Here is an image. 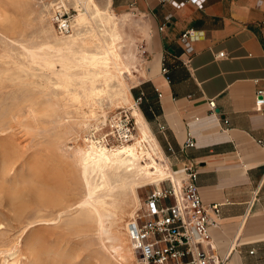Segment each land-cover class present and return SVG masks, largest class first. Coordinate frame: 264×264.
Instances as JSON below:
<instances>
[{"label": "rangeland", "instance_id": "374dc122", "mask_svg": "<svg viewBox=\"0 0 264 264\" xmlns=\"http://www.w3.org/2000/svg\"><path fill=\"white\" fill-rule=\"evenodd\" d=\"M61 1L0 0V264H137L127 260L123 224L155 187L135 191L131 184L140 172L112 160L102 171L89 165L88 179L99 186L90 196L79 154L93 136L110 148L138 137L133 107L144 113L136 97L147 22L133 12L120 18L122 38L110 46L120 69L112 63L116 78L107 82L101 69L80 60L83 52H97L98 38L85 36L61 51L52 47ZM95 1L104 7L105 0ZM66 3L74 20L76 0ZM98 20L102 45L111 44ZM123 75L129 90L119 82ZM92 82L105 93L92 96ZM99 205L103 226L86 218Z\"/></svg>", "mask_w": 264, "mask_h": 264}, {"label": "crops", "instance_id": "0c3cea01", "mask_svg": "<svg viewBox=\"0 0 264 264\" xmlns=\"http://www.w3.org/2000/svg\"><path fill=\"white\" fill-rule=\"evenodd\" d=\"M108 1L147 22L140 111L177 181L194 164L204 202L222 204L219 227L210 230L220 260L264 264V105L256 104L264 90V0ZM189 29L200 36L192 53L181 41ZM190 136L196 146L184 150Z\"/></svg>", "mask_w": 264, "mask_h": 264}, {"label": "built area", "instance_id": "2783aa9c", "mask_svg": "<svg viewBox=\"0 0 264 264\" xmlns=\"http://www.w3.org/2000/svg\"><path fill=\"white\" fill-rule=\"evenodd\" d=\"M191 1L199 3L202 0ZM53 21L60 34L73 32L72 15L63 7L55 9ZM165 28L166 24L160 30ZM199 38L194 29L182 34L181 41L188 53L193 52L192 44ZM218 57L226 58L227 53L221 52ZM162 73L170 80L166 64H163ZM145 96L141 92L136 97L138 105L144 102ZM159 97H162L161 92ZM256 104L264 105L263 89L257 91ZM208 105L212 113L218 114L215 100L209 101ZM258 144L264 149V140H258ZM195 146L190 136L184 150ZM183 174L180 181L168 178L160 183V187L156 186L131 220L129 238L133 250L144 264H223L210 231L219 227L222 204L204 202L198 185L199 171L194 164H186Z\"/></svg>", "mask_w": 264, "mask_h": 264}, {"label": "bare ground", "instance_id": "6f19581e", "mask_svg": "<svg viewBox=\"0 0 264 264\" xmlns=\"http://www.w3.org/2000/svg\"><path fill=\"white\" fill-rule=\"evenodd\" d=\"M108 2H109L108 0H105L103 7L100 4H98L95 0H76L77 3L76 7L78 13L74 16L73 32L69 35L61 34L62 36L58 32V35H56V42L54 45H52V47L61 51V49L63 48H68V49L72 48L74 45L78 44L80 40L83 41L85 39V36H92L98 38L100 45H98V50H96L97 52L95 53L83 52L81 53L80 60L84 64H90L91 66L101 69L105 74V76L107 77L106 78L107 82H111L114 78H116L111 73V64L113 63L117 69L120 68L118 66V60H115V51L110 46L114 45V47H116V40L122 38L118 31L119 20L120 18L122 20H125L128 17V14H122V15L117 14L111 9ZM61 3H62L61 5H58V8L63 6L66 7V9H69L66 0H62ZM72 3H74V1ZM81 7L85 8V11L81 9ZM97 18L101 20L103 27H105L104 34H108L111 37L112 39L111 44H109L107 41L104 40L105 45L104 46L102 45L100 35L94 26V21ZM83 28H86V30L84 29L85 30L84 33L82 32ZM45 61L48 62V60ZM98 75L100 74L99 73L94 74V76H98ZM123 79H124L123 82L119 81L120 84L122 85L123 88H125V90H129L128 88L129 83L127 82L126 77L124 75H123ZM92 86L93 87L90 91V94L92 96L94 95L100 96L105 93V89L96 88L93 82H92ZM126 99L127 101H131L129 95L126 96ZM133 109H134L133 115L137 120L136 124L138 129V137H135L134 142L131 143L124 142L120 146H113L112 148H110L108 145L104 143L105 140L104 141L97 140V138L93 136V140L89 141L87 147H85L84 149H80L79 158L83 165V174L88 184V190L90 196L95 192V190L99 186L93 185L88 179V175L91 172V170L89 169V165L91 164L95 165L93 170L99 169L102 171L104 165H107L112 160L118 162L119 168H123L126 171L140 172V176H141L140 179L133 180L131 184L135 191L136 189L147 187V185H152L156 187L158 184H160L162 181L168 178L173 179L175 182L177 181V178L171 172V168L167 162L166 157L161 151L158 141L151 133L149 125L145 120L144 116L142 115L141 111L136 109V106H134ZM92 116L96 117L95 111H92ZM99 208L100 205L99 207L96 206L94 207V209L90 210L86 215V218L96 219L98 224L100 226H103V223L105 222L104 217L106 216L104 212H102V210ZM102 209L104 210V208ZM108 210L109 209L105 210V212L106 211L108 212ZM110 212H109L110 215L111 213L113 214V212L111 213ZM136 214H137V210L133 208L131 212L127 213V217L129 216L130 217L129 219L131 220L133 217L136 216ZM129 224L130 223L126 221L123 224L124 227L123 233H124L125 241L129 243V251L131 255V257L127 258V260L128 259H130L131 261L135 260L137 264H144L141 261V259L136 255L131 245L129 238ZM11 264H16V263L14 261V263Z\"/></svg>", "mask_w": 264, "mask_h": 264}]
</instances>
